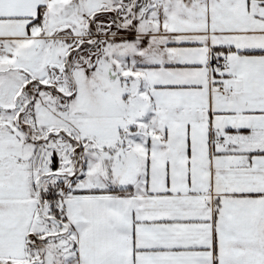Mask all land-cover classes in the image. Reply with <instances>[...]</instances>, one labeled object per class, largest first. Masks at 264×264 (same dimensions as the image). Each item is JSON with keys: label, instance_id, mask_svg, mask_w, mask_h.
Segmentation results:
<instances>
[{"label": "snow or ice", "instance_id": "snow-or-ice-1", "mask_svg": "<svg viewBox=\"0 0 264 264\" xmlns=\"http://www.w3.org/2000/svg\"><path fill=\"white\" fill-rule=\"evenodd\" d=\"M0 264H264V0H0Z\"/></svg>", "mask_w": 264, "mask_h": 264}]
</instances>
